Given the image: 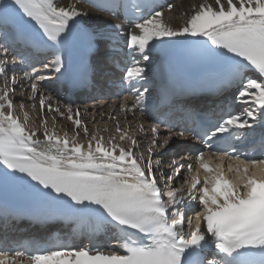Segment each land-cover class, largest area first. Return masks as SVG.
Returning a JSON list of instances; mask_svg holds the SVG:
<instances>
[{
	"label": "snow or ice",
	"instance_id": "obj_1",
	"mask_svg": "<svg viewBox=\"0 0 264 264\" xmlns=\"http://www.w3.org/2000/svg\"><path fill=\"white\" fill-rule=\"evenodd\" d=\"M93 6L112 15L122 6L130 11L125 17L132 25L125 33L127 47L145 62L174 38L198 39L205 54L223 62L226 82L238 85L235 102L244 107L214 121L169 129L162 142L157 139L159 124H152L147 160L142 154L137 158V139L121 129L118 121L119 140H131L130 146L116 143L115 135L105 142L96 132L89 133L79 108L73 110L71 104L60 105L58 100L53 107L49 103L52 97L41 91L39 82L51 79L49 73L63 75L61 49L73 26L88 14L75 3L61 6L54 0H0L4 25L0 181L11 179L31 186L74 216L94 223L95 228H111L117 233L111 247L56 241L24 243L12 250L0 247V264H264V158H255L232 143L243 140L246 129H264V0H202L178 27L165 23L161 11L147 9L144 14L138 0H126L123 5L111 0L106 6ZM167 7L172 9L171 4ZM13 13L31 23L37 35L13 21ZM111 28L117 35L124 31L121 23ZM10 36L47 47L52 59L40 61L39 67L27 65L22 54L15 49L10 52ZM18 70L22 77H17ZM22 81L30 85L33 105L39 96L42 113L47 109L61 118L67 113L77 129L83 126L87 146L77 141L78 132L69 140L66 133L61 136L49 129L46 117L41 125L42 140L35 129H28L27 121L22 123L16 116L13 102ZM146 81V68L133 58L122 75V87L126 85L129 95L120 102V112L146 111ZM21 90H25L22 84ZM130 98L133 102L128 107ZM20 107L23 110V101ZM140 131H144L143 125ZM174 139L196 141L206 151L190 145L193 150L184 157L188 163L173 159L168 165L173 175L169 176L160 158L153 167V148L167 150ZM259 155L264 157V133ZM187 211L195 215L186 217ZM213 246L215 254L208 257L206 249Z\"/></svg>",
	"mask_w": 264,
	"mask_h": 264
},
{
	"label": "bare ground",
	"instance_id": "obj_2",
	"mask_svg": "<svg viewBox=\"0 0 264 264\" xmlns=\"http://www.w3.org/2000/svg\"><path fill=\"white\" fill-rule=\"evenodd\" d=\"M55 3H57L58 5L64 6L67 4H71V3H75L77 5V7L79 9H81L82 11L86 12L88 15L83 17L78 25H74L72 28V32L76 33H80L82 35H101V36H105L106 34H109L111 36H115L118 37L122 40L126 41V35L125 33L131 29L132 26H127L124 23L120 22L118 19H114L111 18L108 14H102L98 11H96L95 9L89 8L87 7L85 4L78 2L76 0H54ZM202 2V0H166V4L165 7L160 8L159 11H161L163 13V20L165 23H168L170 25H172L173 27H178L180 26L184 20L187 18L188 15L191 14V10H192V6L193 5H198ZM209 3H214V0H208ZM171 4L172 5V9L169 10L167 5ZM116 23H121L123 24V29L124 31L120 34L117 35L116 32L111 28V25L116 24ZM174 40H178V41H182L184 43V45H196L199 44V40L196 38H191L189 37L187 40H185V38L183 37H177L174 38ZM3 41L0 40V43H2ZM10 59V57H9ZM8 76H11L12 73L9 72L7 73ZM23 76V75H22ZM17 75V77H22ZM21 84L23 85V88L25 90H21ZM41 91L46 95V96H50L52 97V100L49 101V103H53V107L56 106L55 101L56 99H54V95L50 92H45L42 90ZM19 92L18 94H16L15 98H14V102L18 101V99L24 100L25 102H31L30 107H35L36 106V112H34L33 114L36 115L37 120L41 121V125H42V121L44 120V118L47 116L46 120L50 119V121L53 123V117L55 116L56 119H60V115L59 113H53V112H49L46 109V113L45 114H41L40 112V104L36 103L35 101V105H33L32 101L29 100V96L31 95V90H30V85L26 82V81H22L20 84L17 85V91ZM15 92V93H16ZM29 92L30 95L28 94V96H26V93ZM102 94V93H100ZM39 99V97H38ZM76 105L73 106V110L77 109L78 106L81 108L80 112H81V120H82V124L83 125H87L85 124V120H90V122L93 124L95 122V120H98V122H104V123H108V129L103 128L105 126L104 125H98L96 128H94V130L92 129L90 133L96 132L98 134V136H102L105 140V142H107V140L109 138H111L112 136H116V140H119V133L116 132V124L117 121L119 122L120 128L121 129H127V125L128 123L125 122L124 118L126 116L129 115V113H127L125 115V113L120 112L119 109V105L121 100L114 97L113 95L110 96V98L106 99V98H101V99H93V101L86 103L84 106L81 107V104L79 102V99L76 101ZM21 104H18V106H20ZM60 105H64L60 102ZM87 109V110H86ZM65 116V115H64ZM115 116L116 119L113 120L111 117ZM63 119H67V113L65 118L63 117ZM27 121V128L28 129H35L38 133V138L39 139H43V128L41 126V129L37 128L34 125H28L29 119L27 117V115H24L23 117V121ZM47 122V121H46ZM69 122V121H67ZM36 123V122H35ZM70 125L72 124L69 123ZM139 125H136V127H138ZM89 127V126H87ZM141 127V124L140 126ZM71 129L73 131L74 134L77 135V132L80 134L77 136L78 138L81 137L79 139L78 142L84 144L85 146H87V138H85L84 135V131H83V126H81L79 129H77L73 124L71 125ZM144 130L146 129L143 126ZM105 129V130H104ZM132 130V128H131ZM112 131V132H110ZM129 135H130V129L127 130ZM107 132V137L103 136L102 133ZM161 133V137H163V132ZM64 134H62L61 136H64ZM142 135H146L144 133H142ZM141 135V136H142ZM69 136V135H68ZM67 136V137H68ZM132 136V135H131ZM72 137V136H71ZM69 138V137H68ZM90 138V137H89ZM69 140H71V138H69ZM130 140L126 139L125 141H123L124 146H128ZM122 142V141H120ZM177 145V143L175 144ZM125 146V147H126ZM187 146V144H181L178 145L177 147L174 146V149L172 151V153H169V155L166 157L167 161H162V166L164 168V171L166 172L167 175L171 176L173 175L172 170L168 167V165L170 164V162L173 159H177L178 162H180L182 160V156H181V151ZM141 147H139L140 149ZM138 149V150H139ZM136 150V151H138ZM137 154V152H136ZM141 155V154H140ZM147 153L145 154V159L147 158ZM137 156V155H136ZM192 213V211H191Z\"/></svg>",
	"mask_w": 264,
	"mask_h": 264
},
{
	"label": "rangeland",
	"instance_id": "obj_3",
	"mask_svg": "<svg viewBox=\"0 0 264 264\" xmlns=\"http://www.w3.org/2000/svg\"><path fill=\"white\" fill-rule=\"evenodd\" d=\"M10 77V76H9ZM3 84H4V81H3V79H0V87H2L3 86ZM19 92H16L15 94H14V97H13V102L15 101L14 100V98H15V96H16V94H18ZM28 94L30 95V93H26V96H28ZM23 101V104H24V107H23V110H21V107L20 106H18V104H21V102ZM29 103H31V102H25L24 100H21V99H18V101H16V102H14V109H15V114H16V116L19 118V120L22 122L23 121V117H24V115H27V117H28V119H29V121L30 122H28V125H34L35 124V126L37 127V128H39V129H41V121H39V120H37V117H36V115H34L33 113L34 112H36V107H30V104ZM37 113V112H36ZM65 116H66V113H65ZM65 116H64V118H65ZM62 119V118H61ZM47 121V127L49 128V129H52V130H54L57 134H59V135H62V134H64V133H66L67 134V136L69 137V138H71V136H76V134H74L73 133V129L70 127V125L68 124V122L67 121H69L68 119H63V120H58V119H56L55 120V123L53 122H51L50 121V119H49V117H48V119L46 120ZM88 122H90V120H87ZM36 122V123H35ZM87 122V125L89 126V128H88V130H89V133L91 132V129H93L94 130V128H96L98 125H104L105 124V126L103 127V128H106V129H108L109 127H108V123H104V122H98V120H95V122L93 123V125H91L90 123H88ZM69 123H71V121H69ZM86 124V123H85ZM72 125V124H71ZM86 125V126H87ZM96 125V126H95ZM95 126V127H94ZM136 127V126H135ZM72 129V130H71ZM133 129V128H132ZM105 130V129H104ZM139 130V126L138 127H136V132ZM146 130V129H145ZM145 130L143 131V132H141V135H142V133H144L145 134ZM110 132H112V131H110ZM131 132V131H130ZM79 134H80V132H79ZM137 134V133H136ZM102 135L103 136H106L107 135V132H104V133H102ZM143 136V135H142ZM162 136V135H161ZM107 137V136H106ZM81 137H77V141H79V139H80ZM105 141V140H104ZM117 141V140H116ZM116 143H118V144H122V145H124V143L123 142H120V141H117ZM126 146V145H125ZM138 149H139V147H138ZM137 149V150H138ZM142 153V149L140 148L138 151H137V154L135 153V155H137V157H139L140 156V154ZM146 154V153H145Z\"/></svg>",
	"mask_w": 264,
	"mask_h": 264
}]
</instances>
